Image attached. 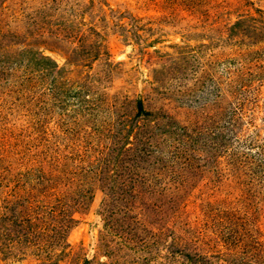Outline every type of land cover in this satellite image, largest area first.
I'll return each mask as SVG.
<instances>
[{"label": "rangeland", "instance_id": "rangeland-1", "mask_svg": "<svg viewBox=\"0 0 264 264\" xmlns=\"http://www.w3.org/2000/svg\"><path fill=\"white\" fill-rule=\"evenodd\" d=\"M0 264H264V0H0Z\"/></svg>", "mask_w": 264, "mask_h": 264}, {"label": "trees", "instance_id": "trees-1", "mask_svg": "<svg viewBox=\"0 0 264 264\" xmlns=\"http://www.w3.org/2000/svg\"><path fill=\"white\" fill-rule=\"evenodd\" d=\"M140 105V104H139ZM138 112H142V109L140 108V106H139V108H138Z\"/></svg>", "mask_w": 264, "mask_h": 264}]
</instances>
